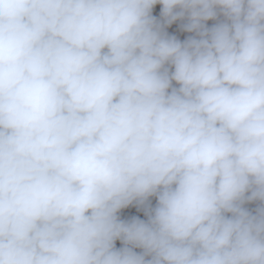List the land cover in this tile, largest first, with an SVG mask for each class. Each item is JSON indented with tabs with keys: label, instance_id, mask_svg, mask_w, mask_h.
<instances>
[{
	"label": "clouds",
	"instance_id": "9594fccd",
	"mask_svg": "<svg viewBox=\"0 0 264 264\" xmlns=\"http://www.w3.org/2000/svg\"><path fill=\"white\" fill-rule=\"evenodd\" d=\"M0 264H264V0H0Z\"/></svg>",
	"mask_w": 264,
	"mask_h": 264
},
{
	"label": "rangeland",
	"instance_id": "374dc122",
	"mask_svg": "<svg viewBox=\"0 0 264 264\" xmlns=\"http://www.w3.org/2000/svg\"><path fill=\"white\" fill-rule=\"evenodd\" d=\"M155 202H156L155 198L154 197L151 198V203H152L153 206L155 205ZM256 206H257V203H254V204H251V205H247L246 207L249 208L250 210H254L256 208ZM133 210H136L135 211L136 214L133 215V216H138L141 219H147V217L144 214L143 208L135 207ZM130 211L131 210H129L128 208L121 211V214H123V215L125 214L123 219H126V220L127 219H131L132 215H126V214H130L129 213ZM117 242L120 244V247L123 246L120 241H117ZM135 251L140 252L142 250L141 249H135Z\"/></svg>",
	"mask_w": 264,
	"mask_h": 264
},
{
	"label": "crops",
	"instance_id": "0c3cea01",
	"mask_svg": "<svg viewBox=\"0 0 264 264\" xmlns=\"http://www.w3.org/2000/svg\"><path fill=\"white\" fill-rule=\"evenodd\" d=\"M160 6H156V8L158 9ZM159 19V17H157ZM182 21H176L174 22L172 25L167 26L166 31L170 34V35H175L178 39H180L181 41H183L186 36L188 35L187 32H184L181 28L182 25Z\"/></svg>",
	"mask_w": 264,
	"mask_h": 264
},
{
	"label": "trees",
	"instance_id": "16d2710c",
	"mask_svg": "<svg viewBox=\"0 0 264 264\" xmlns=\"http://www.w3.org/2000/svg\"><path fill=\"white\" fill-rule=\"evenodd\" d=\"M213 23H214V21H209V22H208L209 26H211ZM254 203H256V202H252V203H249V204H247V205H251V204H254ZM247 205H246V206H247ZM135 207H137V206H136V205H132V206H130V207L128 208L129 210H131V211L129 212L130 214H126V215H132V216L135 215V214H136V213H135L136 210H133ZM119 215H120L121 218L123 219L125 214L123 215V214L120 213ZM116 247H118V248L120 247V244H119L117 241H116Z\"/></svg>",
	"mask_w": 264,
	"mask_h": 264
},
{
	"label": "built area",
	"instance_id": "2783aa9c",
	"mask_svg": "<svg viewBox=\"0 0 264 264\" xmlns=\"http://www.w3.org/2000/svg\"><path fill=\"white\" fill-rule=\"evenodd\" d=\"M189 35H192V34H191V33H188V35L186 36V38H187ZM186 38H185V39H186Z\"/></svg>",
	"mask_w": 264,
	"mask_h": 264
}]
</instances>
